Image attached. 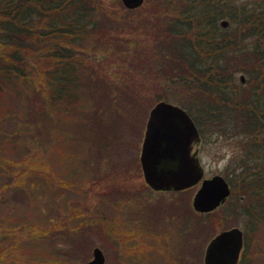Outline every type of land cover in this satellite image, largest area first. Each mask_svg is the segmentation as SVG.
<instances>
[{"label":"rangeland","instance_id":"374dc122","mask_svg":"<svg viewBox=\"0 0 264 264\" xmlns=\"http://www.w3.org/2000/svg\"><path fill=\"white\" fill-rule=\"evenodd\" d=\"M105 1L114 20L103 16L99 21L111 36L83 51V57L101 77L96 86L106 83L103 91L85 90L83 115L73 116L62 128L57 124L61 115L49 109L48 89L35 86L37 92L27 94L18 85L15 92L0 91V264H85L96 247L105 264H205L210 240L232 227L245 232L243 263L264 264V223L256 231L248 227V219L238 212L241 199L229 197L203 213L192 205L200 183L156 191L144 179L140 155L152 107L166 100L197 111L204 100H217L196 82L190 88L171 83L176 68L169 70L168 83L146 65L158 58L152 25L166 2L175 0H144L136 9L126 8L122 0ZM258 34L244 44L264 48V34ZM211 57L205 66L222 65L231 55ZM31 61L38 64L35 57ZM254 66L237 71L227 89L239 94L245 86L256 92L264 80V60ZM253 74L259 76L257 82L251 80ZM106 89L114 91L112 99ZM163 93L167 95L159 99ZM81 107L74 113L82 112ZM196 125L200 139L193 151L204 177L227 179L241 135L233 125L227 131L214 122L203 129ZM35 167L47 177L34 173Z\"/></svg>","mask_w":264,"mask_h":264},{"label":"trees","instance_id":"16d2710c","mask_svg":"<svg viewBox=\"0 0 264 264\" xmlns=\"http://www.w3.org/2000/svg\"><path fill=\"white\" fill-rule=\"evenodd\" d=\"M105 5V0H0V91L15 92L18 85L27 94L37 92L35 86L48 89L49 109L66 119H57L62 128L73 116L83 115L86 107L80 104L87 103L85 90L103 91L106 83L96 86L101 77L95 76L96 70L86 65L83 57V51L107 41L106 34L111 36L99 21L103 16L114 20ZM223 18L230 21L228 27L220 25ZM157 19L152 25L156 37L152 49L158 58L146 65L168 83L169 70L176 68L171 83L190 88L192 81L203 92L215 94L217 100H204L197 111L191 108L188 112L201 129L203 124L214 122L225 131L233 125L241 135V149L228 177L231 200L241 199L244 205L238 212L256 231L264 223V80L256 92L242 86L239 94L229 91L226 84L237 71L246 72L251 66L255 69L254 64L264 60L260 43L244 44L256 33L264 34V0H175L166 2ZM226 54L231 58L224 64L209 62L213 65L205 66L208 56ZM179 73L183 78L176 76ZM258 77L253 74L251 80L257 82ZM184 78L187 80L179 81ZM111 92L107 90L108 97ZM78 106L83 111L74 113ZM33 172L45 176L36 167ZM60 184L72 185L66 181Z\"/></svg>","mask_w":264,"mask_h":264},{"label":"water","instance_id":"95a60500","mask_svg":"<svg viewBox=\"0 0 264 264\" xmlns=\"http://www.w3.org/2000/svg\"><path fill=\"white\" fill-rule=\"evenodd\" d=\"M122 1L130 9L144 3V0ZM221 24L227 27L229 21L222 20ZM241 79L245 81L244 76ZM199 139L197 126L184 108L159 101L150 111L140 159L146 182L156 190H183L202 180L193 206L199 212H209L227 200L231 186L221 175L204 178L197 152H193ZM243 242L239 227L220 231L206 248L205 264H238ZM104 263L103 251L97 247L93 259L85 264Z\"/></svg>","mask_w":264,"mask_h":264}]
</instances>
